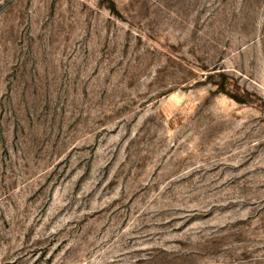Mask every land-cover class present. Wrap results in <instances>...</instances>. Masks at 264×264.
<instances>
[{"label": "rangeland", "instance_id": "obj_1", "mask_svg": "<svg viewBox=\"0 0 264 264\" xmlns=\"http://www.w3.org/2000/svg\"><path fill=\"white\" fill-rule=\"evenodd\" d=\"M0 264H264V0H0Z\"/></svg>", "mask_w": 264, "mask_h": 264}, {"label": "trees", "instance_id": "obj_2", "mask_svg": "<svg viewBox=\"0 0 264 264\" xmlns=\"http://www.w3.org/2000/svg\"><path fill=\"white\" fill-rule=\"evenodd\" d=\"M222 75L225 76L224 74H222ZM210 77L213 78V75L211 74ZM215 83H217L219 85L218 89L220 91H226V88H225L223 82H215ZM226 93L230 94L229 92H226ZM230 95L233 96L238 101H243V99L240 98V96H237V95H234V94H230Z\"/></svg>", "mask_w": 264, "mask_h": 264}]
</instances>
